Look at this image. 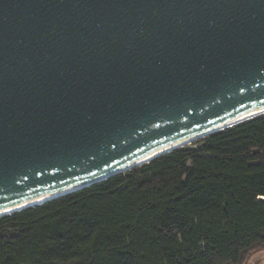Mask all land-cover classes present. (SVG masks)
<instances>
[{"label": "water", "instance_id": "1", "mask_svg": "<svg viewBox=\"0 0 264 264\" xmlns=\"http://www.w3.org/2000/svg\"><path fill=\"white\" fill-rule=\"evenodd\" d=\"M262 109L264 0H0V213Z\"/></svg>", "mask_w": 264, "mask_h": 264}, {"label": "trees", "instance_id": "2", "mask_svg": "<svg viewBox=\"0 0 264 264\" xmlns=\"http://www.w3.org/2000/svg\"><path fill=\"white\" fill-rule=\"evenodd\" d=\"M264 246V114L0 217V264H243Z\"/></svg>", "mask_w": 264, "mask_h": 264}, {"label": "bare ground", "instance_id": "3", "mask_svg": "<svg viewBox=\"0 0 264 264\" xmlns=\"http://www.w3.org/2000/svg\"><path fill=\"white\" fill-rule=\"evenodd\" d=\"M263 113H264V109L259 110V111H255V112H252V113H250V114L245 115L244 117H242V118H241L240 120H238V121L244 120V119H246V118H249V117H252V116H255V115H258V114H263ZM236 122H237V121H236ZM234 123H235V122H234ZM234 123L229 124V126H230V125H233ZM195 140H196V139H190V140L185 141V142H183V143H180V144H178V145H175V146H172V147H167V148H165L164 150L160 151L159 153H157V154H155V155H152V156L148 157L147 159L144 160V162H149V161L153 160V159L155 158L156 155H158V154H163V153H166V152H169L171 149L175 148L176 146H177V147H179V146H184V145L186 146L187 144L193 143ZM55 196H56V195H49V196H46V197H42V198H39V199L32 200V201H30V202H27V203H25V204H23V205H20V206L14 208V209H10V210L4 211L3 213H0V215H2V214L12 213L13 211L20 210V209H22V208H24V207H26V206L37 205V204L42 203V202H44V201H46V200H48V199H50V198H52V197H55Z\"/></svg>", "mask_w": 264, "mask_h": 264}, {"label": "rangeland", "instance_id": "4", "mask_svg": "<svg viewBox=\"0 0 264 264\" xmlns=\"http://www.w3.org/2000/svg\"><path fill=\"white\" fill-rule=\"evenodd\" d=\"M243 264H264V246L247 254Z\"/></svg>", "mask_w": 264, "mask_h": 264}]
</instances>
